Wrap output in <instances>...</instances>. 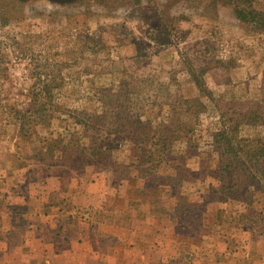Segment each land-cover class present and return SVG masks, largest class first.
I'll use <instances>...</instances> for the list:
<instances>
[{"label":"rangeland","instance_id":"obj_1","mask_svg":"<svg viewBox=\"0 0 264 264\" xmlns=\"http://www.w3.org/2000/svg\"><path fill=\"white\" fill-rule=\"evenodd\" d=\"M0 93V264H264V0H0Z\"/></svg>","mask_w":264,"mask_h":264},{"label":"trees","instance_id":"obj_2","mask_svg":"<svg viewBox=\"0 0 264 264\" xmlns=\"http://www.w3.org/2000/svg\"><path fill=\"white\" fill-rule=\"evenodd\" d=\"M38 91L39 95H45V100L39 102V99H37V95H34L35 98L31 100L28 107L24 106L23 108H17L16 105L10 106L7 105L6 102L4 103V106L6 107L5 113L7 116L9 115L11 118L14 119L13 123L17 126L16 131H30L33 122L37 121L34 116H38L39 111H43V107L47 108L49 106L51 108L49 102L46 101V98L48 97L50 91L49 86L43 85L40 89H38ZM6 95H8V93ZM4 99H6L5 95H3V97H0V101H3ZM0 106L2 105L0 104ZM32 112H36L37 115H33ZM39 118L42 117L40 116ZM45 120L46 119H43L40 122H44Z\"/></svg>","mask_w":264,"mask_h":264},{"label":"crops","instance_id":"obj_3","mask_svg":"<svg viewBox=\"0 0 264 264\" xmlns=\"http://www.w3.org/2000/svg\"><path fill=\"white\" fill-rule=\"evenodd\" d=\"M8 184V183H7ZM10 184V183H9ZM13 184V183H12ZM4 196H5V194L4 193H2ZM0 195H1V193H0ZM7 195H9V194H7ZM6 195V196H7ZM9 196H7V198H8ZM21 199H22V197H20V196H18V201H21ZM8 204V203H7ZM58 209H59V207H56L53 211H55L54 213H56V215L58 216V214H59V212L60 211H58ZM58 211V212H57ZM47 217V216H46ZM52 217L53 216H48V218H49V220H52ZM81 224H82V222H81ZM9 227H6V226H3V227H1V230H2V232H7V230H9L8 229ZM70 231H72L73 232V234H75L77 231H74V227H72V229L70 228L69 229ZM83 234H85V232L83 231V233H82V235ZM73 236V235H72ZM69 238V237H68ZM70 241H71V239H70ZM70 249V247L68 246V251H69V253L71 254L72 252L69 250ZM47 250V252H50L49 251V249H46ZM18 252H20V251H18Z\"/></svg>","mask_w":264,"mask_h":264}]
</instances>
